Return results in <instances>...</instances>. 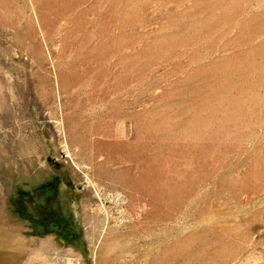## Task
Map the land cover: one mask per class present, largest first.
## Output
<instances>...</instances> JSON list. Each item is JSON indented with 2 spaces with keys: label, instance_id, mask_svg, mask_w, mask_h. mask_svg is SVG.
<instances>
[{
  "label": "rangeland",
  "instance_id": "rangeland-1",
  "mask_svg": "<svg viewBox=\"0 0 264 264\" xmlns=\"http://www.w3.org/2000/svg\"><path fill=\"white\" fill-rule=\"evenodd\" d=\"M0 264H264V0H0Z\"/></svg>",
  "mask_w": 264,
  "mask_h": 264
}]
</instances>
